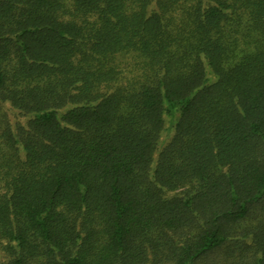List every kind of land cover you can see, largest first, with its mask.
I'll use <instances>...</instances> for the list:
<instances>
[{
  "label": "trees",
  "instance_id": "16d2710c",
  "mask_svg": "<svg viewBox=\"0 0 264 264\" xmlns=\"http://www.w3.org/2000/svg\"><path fill=\"white\" fill-rule=\"evenodd\" d=\"M208 258L264 264V0H0V264Z\"/></svg>",
  "mask_w": 264,
  "mask_h": 264
},
{
  "label": "rangeland",
  "instance_id": "374dc122",
  "mask_svg": "<svg viewBox=\"0 0 264 264\" xmlns=\"http://www.w3.org/2000/svg\"><path fill=\"white\" fill-rule=\"evenodd\" d=\"M181 202H182V201H181ZM181 202H179V201L176 202L177 204L174 205V208H175V209H174L173 207H171V206H169L171 209H167V208H165L164 211H163V214L170 215V214H172L175 210L178 211V210H180L181 208H183V209H187V210H188V207L185 206V205H182ZM196 264H210V258H208L207 260H205V259H204V260H201V261L197 262Z\"/></svg>",
  "mask_w": 264,
  "mask_h": 264
}]
</instances>
